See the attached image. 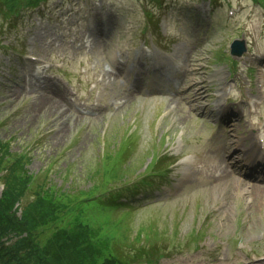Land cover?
I'll return each mask as SVG.
<instances>
[{
	"label": "rangeland",
	"instance_id": "rangeland-1",
	"mask_svg": "<svg viewBox=\"0 0 264 264\" xmlns=\"http://www.w3.org/2000/svg\"><path fill=\"white\" fill-rule=\"evenodd\" d=\"M262 2L47 0L0 16V138L29 158L34 190L81 196L129 138L121 185L149 164L163 184L123 197L151 196L133 212L134 234L142 222L161 241L174 234L160 264H264V192L247 191L264 180L243 178L237 162L241 145L264 146ZM234 40L247 48L235 61ZM55 91L69 108H44Z\"/></svg>",
	"mask_w": 264,
	"mask_h": 264
},
{
	"label": "trees",
	"instance_id": "trees-1",
	"mask_svg": "<svg viewBox=\"0 0 264 264\" xmlns=\"http://www.w3.org/2000/svg\"><path fill=\"white\" fill-rule=\"evenodd\" d=\"M45 1L0 0V16L17 19L24 10ZM257 1L264 4V0ZM1 29L0 25V35ZM132 141L125 140L114 155L109 152L103 165L88 175L90 187L81 190V196L67 199L66 193L61 196L51 187L37 185L34 190L37 176L27 170L29 158L13 152L11 142L0 138V264H160L170 247H175L171 241L174 234L168 233V240L161 241L162 230L146 222L136 225L134 234L133 212L151 196L147 192L142 200L121 199L158 182L150 178L149 164L141 178L121 185L130 169L126 155ZM164 158L168 156L152 163L161 165ZM170 165L159 176L165 184L172 182ZM162 185L157 184V190H162ZM30 190L35 192L33 200L28 199ZM120 212H126L122 224H118ZM189 236L197 239L192 233ZM134 242L143 245L134 249Z\"/></svg>",
	"mask_w": 264,
	"mask_h": 264
},
{
	"label": "bare ground",
	"instance_id": "bare-ground-1",
	"mask_svg": "<svg viewBox=\"0 0 264 264\" xmlns=\"http://www.w3.org/2000/svg\"><path fill=\"white\" fill-rule=\"evenodd\" d=\"M58 93V92H57ZM56 91H55V97L54 96H43L42 97V100H44V108H47L46 106V103L50 106V105H53L54 107H58V108H64V109H67L69 108V104L67 103V101L65 100V98H63L62 96L58 95L56 96ZM71 110V109H69ZM263 133V132H262ZM242 154L247 157V156H254V155H261V156H264V146L260 143L259 140L255 141L254 144L251 146V147H242ZM189 162V160H185V164H187ZM184 170H187L186 167L183 168ZM253 191L254 194H260V193H263L264 192V189L262 188H259V187H252L250 190H247V191ZM251 191V192H252Z\"/></svg>",
	"mask_w": 264,
	"mask_h": 264
},
{
	"label": "water",
	"instance_id": "water-1",
	"mask_svg": "<svg viewBox=\"0 0 264 264\" xmlns=\"http://www.w3.org/2000/svg\"><path fill=\"white\" fill-rule=\"evenodd\" d=\"M246 51V47L243 41L234 40L231 44V55L234 58L240 57Z\"/></svg>",
	"mask_w": 264,
	"mask_h": 264
}]
</instances>
